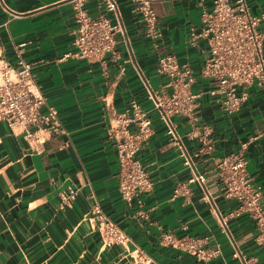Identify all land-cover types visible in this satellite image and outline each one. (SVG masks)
I'll return each instance as SVG.
<instances>
[{
  "label": "crops",
  "instance_id": "0c3cea01",
  "mask_svg": "<svg viewBox=\"0 0 264 264\" xmlns=\"http://www.w3.org/2000/svg\"><path fill=\"white\" fill-rule=\"evenodd\" d=\"M117 1L130 48L118 36L119 60L88 61L66 56L75 51L71 0H0V66L17 67L20 60L30 64L63 129L38 134L44 142L31 148L24 133L0 122V264H242L233 257L236 248L251 264H264L256 222L245 213L231 216L239 204L224 197L217 166L223 158L243 153L248 174L264 194V89L248 87V100L231 116L224 114L219 97L208 93L212 84L200 75L207 44L188 41L191 29L202 23L200 0L154 4L163 32L160 48L145 37L131 2ZM248 1L253 13L264 11V0ZM102 6V0L85 4L92 16L102 13ZM162 49L192 66L193 91L204 93L198 99V125L210 134L212 153L201 152L202 142L186 137L187 118L176 116L173 122L206 175L205 189L189 182L192 174L147 96L146 82L155 90L171 91L168 79L157 72ZM132 100L152 118L153 134L137 159L154 188L128 203L119 191V158L108 130L114 115ZM71 190L77 195L66 204L63 197ZM95 207L127 235L125 243L104 246L89 220ZM215 210L229 216L230 235L221 231ZM167 233L201 239L207 248L218 244L222 253L200 260L163 242Z\"/></svg>",
  "mask_w": 264,
  "mask_h": 264
},
{
  "label": "built area",
  "instance_id": "2783aa9c",
  "mask_svg": "<svg viewBox=\"0 0 264 264\" xmlns=\"http://www.w3.org/2000/svg\"><path fill=\"white\" fill-rule=\"evenodd\" d=\"M133 6L137 22L142 24L146 38L153 41L157 48L163 39V32L154 9L156 2L164 0H129ZM103 12L92 16L86 9V0H71L76 34L73 42L75 51L66 56L88 61L102 60L111 56L113 60L121 58L117 50L118 36L127 43L120 8L117 0H102ZM210 2V6H206ZM203 5L201 26L192 28L189 44L194 46L204 40L208 47V57L200 75L208 79L212 88L211 96L220 99L224 114L231 116L239 112L248 100V87L257 84L264 89V11L253 13L248 0H200ZM106 14L114 16V21ZM157 72L168 79L170 92L155 90L146 82L147 96L153 104V110L166 125L167 135L179 149L183 164L192 177L190 183H198L206 188V175L196 166L173 122L176 116L187 118L190 129L186 137L202 142L201 152L210 154L214 143L207 131L198 125V99L203 91L194 92L196 78L189 63H181L177 56L164 49L158 56ZM6 121L11 130H20L31 148L42 144L44 137L38 134L62 132L58 110L47 104L33 74L32 66L20 60L17 67L3 62L0 66V122ZM153 134L150 113L132 100L128 108L116 113L108 130L109 139L115 144L119 164V191L125 202L153 191L154 182L149 172L137 159L144 143ZM36 149V148H35ZM219 179L225 198L236 200L239 204L231 216L248 214L257 225L256 242L264 246V194L247 172V162L243 153L233 159L223 158L218 163ZM180 189L175 191L177 195ZM77 191L71 190L64 196L66 204L72 202ZM221 231L230 235L229 216L215 210ZM100 233L104 246L123 244L127 235L113 223L106 214L95 207L89 217ZM166 242L176 249L195 255L203 261H210L222 253L220 245L205 247L204 241L197 238L176 239L172 233L163 235ZM234 258L242 264H251L236 248Z\"/></svg>",
  "mask_w": 264,
  "mask_h": 264
}]
</instances>
